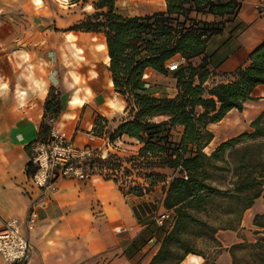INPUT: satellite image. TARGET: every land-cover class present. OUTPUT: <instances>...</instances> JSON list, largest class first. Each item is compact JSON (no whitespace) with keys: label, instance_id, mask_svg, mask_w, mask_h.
<instances>
[{"label":"crops","instance_id":"obj_1","mask_svg":"<svg viewBox=\"0 0 264 264\" xmlns=\"http://www.w3.org/2000/svg\"><path fill=\"white\" fill-rule=\"evenodd\" d=\"M99 1L84 6L41 0L37 8L33 0H0V231L9 221H18L33 248L28 264H150L174 224L162 188L160 193L129 194L128 188L91 163L86 180L59 178L46 190L36 188L28 174L30 146L41 140L50 93L60 100L58 125L77 146L99 155L107 149L121 157L136 155L141 148L126 135L107 148L110 136L134 117L126 99L115 92L105 35L73 30L96 13L94 4ZM197 20L216 22L208 14ZM263 44L264 0H244L222 33L207 43L204 57L211 78L206 85L233 82L235 73ZM202 60L197 58L194 64ZM143 82L146 93L156 98H175L179 93L170 74L148 69ZM253 96L258 100L248 102L242 113L232 110L209 126L214 139L207 154L236 137L218 139L216 127L239 123L252 109H259L249 120L252 123L264 111V86ZM99 117L107 121L101 137L94 135ZM262 199L245 213L243 229L262 213L258 210ZM34 210L38 218L30 231L27 220ZM164 214L169 218L160 226L155 220ZM218 238L226 248L240 240L232 231L220 232ZM192 256L196 255L187 258ZM229 261L225 255V264ZM0 264H6L1 255Z\"/></svg>","mask_w":264,"mask_h":264},{"label":"trees","instance_id":"obj_2","mask_svg":"<svg viewBox=\"0 0 264 264\" xmlns=\"http://www.w3.org/2000/svg\"><path fill=\"white\" fill-rule=\"evenodd\" d=\"M243 1L164 0L162 12L124 16L117 11V0H100L94 4L96 13L73 27L105 35L115 92L126 99L134 117L110 136V142L114 145L126 135L141 145L136 155L109 153L106 162L96 159L92 164L101 171L123 168L121 180L109 176L132 195L143 196L161 184L164 206L174 215L173 227L150 264H182L189 255L202 257L203 264H221L219 258L227 250L218 234L241 232L245 213L264 197V111L251 123V131L221 143L210 155L205 152L214 139L209 126L232 110L242 113L248 102L258 100L253 96L256 88L264 86V44L235 73L233 82L206 85L211 78L204 57L207 43L222 33ZM201 14L214 16L216 22L198 21ZM175 61L179 69L171 72L169 65ZM148 69L164 76L172 73L178 95L162 99L147 94L143 77ZM45 110L42 140L50 133L48 116L57 117L62 110L57 95L50 93ZM158 118L163 120L155 121ZM106 123L97 119L95 136L103 135ZM33 173L30 165L28 174ZM136 176L150 185L133 180ZM253 225L264 235L263 215H256ZM239 250L251 251L254 264H264V236L255 243L233 245L227 251L233 264H238Z\"/></svg>","mask_w":264,"mask_h":264},{"label":"built area","instance_id":"obj_3","mask_svg":"<svg viewBox=\"0 0 264 264\" xmlns=\"http://www.w3.org/2000/svg\"><path fill=\"white\" fill-rule=\"evenodd\" d=\"M67 0V4H69ZM179 63L170 64L169 69L175 72L179 69ZM46 124L50 127L49 136L46 139L32 144L30 146L31 164L34 167V173L31 176L33 185L46 190L50 184L59 178H76L86 180L88 170L92 169L91 161L100 159L106 162L109 157V150H104L101 154L87 148L79 147L70 139L64 129L58 125L55 116H48ZM107 148L113 147L108 142ZM115 178L124 177L123 168L117 171H105ZM38 218V213L34 210L27 220L28 230H33ZM169 215L164 214L156 218V223L163 226ZM32 246L21 232L17 220L9 221L0 231V255L4 258L6 264H28L29 254Z\"/></svg>","mask_w":264,"mask_h":264},{"label":"rangeland","instance_id":"obj_4","mask_svg":"<svg viewBox=\"0 0 264 264\" xmlns=\"http://www.w3.org/2000/svg\"><path fill=\"white\" fill-rule=\"evenodd\" d=\"M72 1L76 3H81L82 5L85 6V3H88L91 0H72ZM116 8H117V11L124 16H147V15H152L154 13L164 11L166 9V5H165L164 0H117ZM90 12H93V10ZM176 62L177 61L172 62V64H176ZM170 75H173V74L171 73ZM257 111H259V109H252L251 113H247L246 117H243L242 121H240L239 123L231 124V122H226L225 125H219L218 127H216L215 132L219 136L218 139H220L222 135H224L225 138L232 137L235 135L237 137L239 135H242V134H245L251 131L250 129L251 123L249 122V120L252 119L253 114H255ZM95 160L96 159H93L91 161V164ZM92 165L94 166L95 164H92ZM94 167L96 169L99 168L98 166H94ZM136 174L137 173H134V176ZM133 180H137V182L140 183L141 185H145V184L150 185L148 181L146 182L145 178L139 177L138 179V177L136 176V179H133ZM161 187L162 185L158 184L155 187L150 188V190L154 192L157 191L160 193ZM260 202L261 203H259L258 210L262 211V213L260 214L264 216V197ZM257 232H263V230L255 227L253 223L250 224V226L245 227L244 229L241 230V232L237 233L238 238L240 240L236 244L244 243L245 241L248 243H255L259 238L264 236L263 234H257ZM222 245L227 251L230 250V248L233 246V245L232 246L227 245V248H226L223 243ZM227 251L223 252L222 256L219 258V262L221 264H225L224 262L225 255L229 256V259H230L229 264H233L232 256L230 252H227ZM236 256L238 259V264H254V260L251 257L252 256L251 251L239 250L236 252ZM186 263L187 261H185L182 264H186ZM203 263H204V260L201 262V264Z\"/></svg>","mask_w":264,"mask_h":264},{"label":"bare ground","instance_id":"obj_5","mask_svg":"<svg viewBox=\"0 0 264 264\" xmlns=\"http://www.w3.org/2000/svg\"><path fill=\"white\" fill-rule=\"evenodd\" d=\"M200 259L201 258H199V257L192 256L189 259L188 258L186 259V261H187L186 264H200Z\"/></svg>","mask_w":264,"mask_h":264},{"label":"clouds","instance_id":"obj_6","mask_svg":"<svg viewBox=\"0 0 264 264\" xmlns=\"http://www.w3.org/2000/svg\"><path fill=\"white\" fill-rule=\"evenodd\" d=\"M33 2L35 3L37 8H39L41 6V0H33ZM64 3L66 4L67 0H64ZM87 10L92 11L91 7H89ZM5 87H6V85H5Z\"/></svg>","mask_w":264,"mask_h":264}]
</instances>
